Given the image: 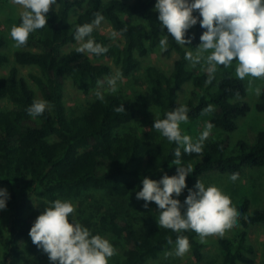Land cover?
<instances>
[{
	"label": "trees",
	"instance_id": "16d2710c",
	"mask_svg": "<svg viewBox=\"0 0 264 264\" xmlns=\"http://www.w3.org/2000/svg\"><path fill=\"white\" fill-rule=\"evenodd\" d=\"M50 8L47 24L32 33L23 49L15 52V60L21 65H36L41 74L31 73L41 95L48 102L43 115L32 117L27 109L39 99L28 79L13 66L9 74L0 76V184L10 186V199L6 210L9 223L5 228L0 221V264H22L24 252L40 255L45 264H51L48 255L29 236L36 218L43 212L28 211L29 201L38 197L48 202L56 199H74L89 191H100L122 203L100 211L94 222L101 236L108 235L122 240L125 245L123 257L109 264H147L167 248L175 244L178 235L187 236L195 259L203 258V244L199 234L188 230L181 233L158 225L139 229L136 218L124 202L142 190V180L150 177L160 180L165 174H176L175 143H170L157 131L136 128L121 129L138 118V110L130 101L117 93L95 97L85 109L71 115L64 100V86L70 77L88 94L96 88L97 81L105 82L112 74L108 63L95 62L87 54L77 53L76 48L64 51V47L76 43V26L91 23L96 13L103 15L115 31L123 37L114 42L100 28L92 33L97 43L108 51L93 57L109 58L120 66V71L130 75L140 64L150 48L156 47L162 35L156 12V0H57ZM75 14V15H74ZM198 10L194 15H198ZM128 17H142L147 25L128 23ZM102 21V22H103ZM20 23V16L18 17ZM206 29L200 24L187 32L196 49L200 36ZM194 37V38H193ZM5 39L0 33V67L5 66L9 56L1 49ZM168 38V51H175L170 71L150 65L147 73L152 92L159 105L161 119L179 103V91L192 82V97L187 105L188 122L205 116L203 110L209 105V122L223 131L219 137L209 135L199 154H186L181 150V165H192L193 173L187 177V188L181 194L183 202L188 188H194L197 179L210 172L241 176L247 167L264 169V130L258 132L255 142L238 140L235 147L229 144L230 133L238 127V120L251 109L246 100L247 86L234 75L217 77L207 73L196 74L185 59L188 48ZM255 107L264 113V86ZM12 102L4 107L5 100ZM124 105V110L116 111ZM208 114V113H207ZM181 124L182 133L184 129ZM199 132L193 140L199 137ZM230 201L242 230L233 239L220 238L224 252V264H255L256 247L249 241L248 229L257 224L264 226V207L251 210V201L245 197L239 202ZM169 238L173 241L168 243ZM39 264H42L41 261ZM264 264V261H263Z\"/></svg>",
	"mask_w": 264,
	"mask_h": 264
},
{
	"label": "clouds",
	"instance_id": "9594fccd",
	"mask_svg": "<svg viewBox=\"0 0 264 264\" xmlns=\"http://www.w3.org/2000/svg\"><path fill=\"white\" fill-rule=\"evenodd\" d=\"M21 11L20 23L12 26L10 37L15 46L25 45L30 35L46 26L47 14L57 0H11ZM159 13L158 21L162 30H167L159 42L161 52L168 50V38L171 37L181 46L191 45L192 38H186L190 28L197 25L206 31L200 36V44L195 53L187 51L185 59L193 65L203 61L207 64V73L214 74L217 66L231 67L235 61L234 74L241 81L248 82L252 94L259 97L260 88H253V82L264 83V0H156L155 9ZM198 10V15L194 12ZM104 20L96 13L91 23L77 25L74 35L79 44L77 53L102 55L108 51L97 43L92 33ZM120 33L111 32L115 39ZM194 38V37H193ZM119 74L107 80L108 89L116 91ZM98 88L104 82L97 81ZM97 97L103 95L97 91ZM48 107V102L36 99L27 109L32 117L41 116ZM124 105L116 111L124 110ZM209 105L203 114L211 112ZM189 109L181 104L166 113L165 118L156 119L153 128L176 148L173 162L177 165L176 174H165L160 180L144 177L142 190L136 192L138 200L155 202L159 209L158 225L173 232L194 231L201 237L222 235L225 230L234 227L237 213L230 207V201L216 186H206L198 178L194 188H188V195L183 202L178 199L187 188V177L193 173L192 165L180 166L181 150L186 154L202 152L214 125L207 123L199 137L193 138L182 133L181 124L187 123ZM238 179L236 174L228 177L230 183ZM174 194L175 197L174 198ZM10 194L6 188H0V211L7 208ZM75 205L70 200L56 199L48 203L30 229L29 236L48 255L51 264H109L115 254L113 244L107 238L93 235L88 227L72 215ZM169 244L173 241L168 240ZM191 247L187 236L178 235L175 241V254L182 256Z\"/></svg>",
	"mask_w": 264,
	"mask_h": 264
},
{
	"label": "rangeland",
	"instance_id": "374dc122",
	"mask_svg": "<svg viewBox=\"0 0 264 264\" xmlns=\"http://www.w3.org/2000/svg\"><path fill=\"white\" fill-rule=\"evenodd\" d=\"M132 2L134 0H125ZM52 5L51 7H54ZM21 9L13 4L11 0H0V33L5 39V44L1 51L9 56V61L5 66L0 67V76H6L9 74L10 69L13 66H17L20 70V74L25 76L31 87L36 91L37 97L43 99L41 91L38 85L31 79V73L41 74V71L36 65H21L15 60V52L19 49H23L24 46H15L14 41L10 37V30L13 25L19 24L18 17L20 16ZM75 15V14H74ZM125 20L128 23H137L146 26V21L140 17H128L124 15ZM99 28L112 39L114 42L121 43L123 37L119 35L117 38H111V32L115 31L108 21L101 22ZM117 32V31H116ZM163 35L161 36V38ZM160 38V40H161ZM159 40V42H160ZM159 42L156 47L150 48L148 53L140 57L141 64L139 68L130 75H125L120 71V66L115 64L112 59L103 58L97 59L93 55L87 54L95 62L108 63L112 67V74L108 76L104 82L103 88H94L88 94H85L79 86L70 78L67 77L64 86V100L69 115L73 113L81 112L85 109L87 104L97 97V91H100L102 95L107 93H117L123 96L126 100L130 101L138 110V118L127 124L121 130H129L136 128L143 132L145 130H154L153 128L155 118L161 119L160 105L152 92L150 78L147 73V68L150 65H156L162 70L170 71L173 67L175 59L178 57L175 51L161 52ZM79 47V44L72 43L64 47V51H69L73 48ZM185 47H187L185 45ZM195 53L196 49H190ZM188 67L196 74L207 73V64L201 61V63L193 65L190 61ZM235 61L231 67L217 66V70L214 74L217 77H223L228 75H234ZM119 74L120 79L117 81L116 91L112 92L108 89L107 80L110 77ZM209 74V73H207ZM210 75V74H209ZM247 86L246 100L249 102L251 109L244 117L239 118L237 129L230 133L229 144L231 147H235L236 143L240 139H244L248 143L255 142L258 132L264 130V113L256 109L255 104L258 102L259 97L252 94V91L248 88V82L245 81ZM264 86V83L253 82V88H260ZM192 82L186 83L179 91V103L185 104L192 97ZM4 107H11L12 102L5 100L3 102ZM209 113L199 118L198 120L187 122L182 125L184 134L191 136L193 139L199 133L205 130L207 123H209ZM159 136L161 134L157 131ZM223 134V131L215 127L212 128L210 135L219 137ZM230 175L219 172H210L199 178L206 186H216L229 200L239 202L243 198L247 197L251 201V210L264 207V169L261 167H247L244 169L241 176L238 179L230 183L228 177ZM198 180V179H197ZM0 188H6L8 193L10 192V186L8 184H0ZM182 196V195H181ZM181 196L178 199H181ZM174 198L175 194H174ZM70 200L75 205V211L72 215L81 222L82 225L89 228L93 235L100 234L96 231L94 222L100 211L107 209L110 206L118 204L120 207L122 203H116L113 199L100 191H89L82 196L74 199H61ZM48 201L40 199L38 197H32L29 201L28 211L40 210L44 212L48 207ZM145 201L138 200L136 196H131L125 199L124 206L130 211V213L136 218L137 227L139 229L148 228L150 226L158 225L159 209L155 202H149V207H144ZM0 221L6 228L9 223L8 211H0ZM159 226V225H158ZM242 230V227L238 222H234V227L225 230L222 235L201 237L199 240L203 244V258L197 260L194 258L191 250L189 249L182 256L175 254V244L164 250L156 259L150 260L147 264H224V252L220 246V238L233 239ZM249 241L256 247V262L255 264H263L264 261V226L257 224L248 229ZM103 237L110 240L115 248V254L110 261H114L123 257L125 251V245L122 240H116L103 235ZM0 255H3L2 247L0 246ZM45 264V260L40 255L30 254L24 252L22 264Z\"/></svg>",
	"mask_w": 264,
	"mask_h": 264
}]
</instances>
